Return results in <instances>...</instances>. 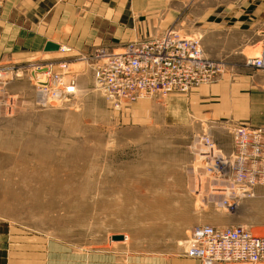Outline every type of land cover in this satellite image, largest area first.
I'll return each instance as SVG.
<instances>
[{"label": "rangeland", "instance_id": "1", "mask_svg": "<svg viewBox=\"0 0 264 264\" xmlns=\"http://www.w3.org/2000/svg\"><path fill=\"white\" fill-rule=\"evenodd\" d=\"M207 5L189 2L173 26L206 51ZM255 44L231 63L220 60L222 76L188 92L198 96L139 100L120 110L94 90L78 56L62 59L70 60L65 79L74 94L60 101L37 95L32 76L40 65L20 77L0 72V252L49 248L56 251L49 264H186L183 250L197 225H242L264 235V185L229 214L218 199L205 206L211 199L193 178L199 138L209 136L228 153L231 125L249 122L224 110L203 119L202 90H232L264 122V72L245 65ZM17 259L6 257L7 264Z\"/></svg>", "mask_w": 264, "mask_h": 264}, {"label": "built area", "instance_id": "2", "mask_svg": "<svg viewBox=\"0 0 264 264\" xmlns=\"http://www.w3.org/2000/svg\"><path fill=\"white\" fill-rule=\"evenodd\" d=\"M4 2L0 0V10ZM255 46L257 51L246 58L245 65L264 72V33ZM78 57L90 68L94 90L115 110L139 100L187 94L193 88L214 83L224 73L225 65L208 57L198 39L181 36L173 28L144 42L102 47ZM69 61L34 68L37 95L60 101L74 94L73 84L65 79ZM4 71L0 69L3 75ZM41 75L45 78H39ZM230 135L232 148L228 153L209 136L199 138L193 178L197 190L211 199L205 206H215L212 199H218L216 206L232 214L241 200L253 197L255 188L264 185V124H232ZM183 254L199 264H259L264 262V235L242 225H197L190 230Z\"/></svg>", "mask_w": 264, "mask_h": 264}, {"label": "crops", "instance_id": "3", "mask_svg": "<svg viewBox=\"0 0 264 264\" xmlns=\"http://www.w3.org/2000/svg\"><path fill=\"white\" fill-rule=\"evenodd\" d=\"M200 1L5 0L0 10V68L5 74L13 69L14 76L20 77L26 67L48 60L77 57L102 47L119 48L144 42L168 28L177 27L175 22L183 15L185 5L190 2L194 8ZM207 3L204 15L208 19V48L203 49L208 57L228 61L237 52L242 54L248 45L253 46L264 33V0H207ZM48 42L58 49L46 51ZM224 90L221 87L202 90L201 101L206 104L199 110L203 119H217L224 110L228 115L222 116L246 120L255 126L264 124L258 110L248 104L245 97L238 99L232 90ZM194 92L197 90L185 96L200 93L192 94ZM221 93L222 99L214 98ZM223 151L227 152L224 148ZM218 219L214 218L212 225H219ZM21 252L1 251L0 264H7L8 255L18 256L14 264H49L56 253L49 248ZM185 263L199 264L198 260L190 258L185 259Z\"/></svg>", "mask_w": 264, "mask_h": 264}, {"label": "water", "instance_id": "4", "mask_svg": "<svg viewBox=\"0 0 264 264\" xmlns=\"http://www.w3.org/2000/svg\"><path fill=\"white\" fill-rule=\"evenodd\" d=\"M57 49H58V46H56L53 43L48 42L45 45V50L46 51H52V50H57ZM42 71H44V70H42ZM115 239H120V237H116Z\"/></svg>", "mask_w": 264, "mask_h": 264}]
</instances>
